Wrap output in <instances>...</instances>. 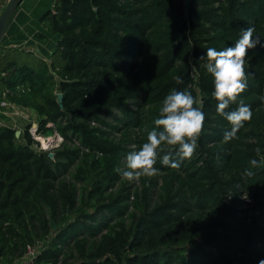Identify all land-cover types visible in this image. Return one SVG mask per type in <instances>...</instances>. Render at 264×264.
<instances>
[{"label": "trees", "instance_id": "trees-1", "mask_svg": "<svg viewBox=\"0 0 264 264\" xmlns=\"http://www.w3.org/2000/svg\"><path fill=\"white\" fill-rule=\"evenodd\" d=\"M185 1L57 0L40 19L59 38L50 62L0 48V104L6 92L37 116L39 134L63 140L39 151L29 129L17 138L0 126V264L37 246L32 264L264 260V166L249 163L264 160V48L249 50L240 99L253 115L229 143L199 59L248 27L264 43V0H193L188 16ZM173 89L190 91L205 114L198 147L178 170L158 160L159 175L136 187L114 169L146 142Z\"/></svg>", "mask_w": 264, "mask_h": 264}, {"label": "clouds", "instance_id": "clouds-1", "mask_svg": "<svg viewBox=\"0 0 264 264\" xmlns=\"http://www.w3.org/2000/svg\"><path fill=\"white\" fill-rule=\"evenodd\" d=\"M254 32V27L243 29L234 45L223 50L209 47L206 54L199 57L206 58L204 67L214 78L212 96L217 101L216 112L231 126L224 133V143L238 139L237 133L252 119L251 106L246 105L240 96L248 87L245 65L249 50L257 45L264 48L261 38L254 36ZM175 79L177 84L183 83L181 77ZM261 99L264 100V97ZM197 104L190 91L171 90L162 101L154 127L147 130L146 142L138 151L127 155L125 168L117 167L114 171L133 182L159 175L160 169L156 167L158 160L162 165L178 170L182 160L194 156L204 130L205 114L201 107L195 106ZM233 104L238 106L228 111ZM256 152L259 154V147ZM161 153L164 154L161 156ZM249 163L251 168L264 166V160L251 159ZM245 174L254 175L250 169ZM259 264H264V260Z\"/></svg>", "mask_w": 264, "mask_h": 264}, {"label": "crops", "instance_id": "crops-1", "mask_svg": "<svg viewBox=\"0 0 264 264\" xmlns=\"http://www.w3.org/2000/svg\"><path fill=\"white\" fill-rule=\"evenodd\" d=\"M9 0H0V14ZM57 0H25L13 21L11 29L2 45L6 48H21L34 53L37 57L50 62L59 38L48 33L42 24L41 17L54 7ZM43 35L44 39L38 38ZM36 115L31 112V116ZM0 126H10L11 121L0 113Z\"/></svg>", "mask_w": 264, "mask_h": 264}, {"label": "rangeland", "instance_id": "rangeland-1", "mask_svg": "<svg viewBox=\"0 0 264 264\" xmlns=\"http://www.w3.org/2000/svg\"><path fill=\"white\" fill-rule=\"evenodd\" d=\"M23 4H25V2ZM55 92H56V94H59V90L57 87L55 88ZM31 117H32L31 119H27V120L24 118L19 119L16 131H20L21 134H23L25 132V130L29 129V131L34 136L33 138L39 142V144L35 145L34 148L36 150H39V151H45V152L53 153L59 147V145H61L63 143L62 138L58 135V133L55 130L49 131L48 133H46L44 135L39 134L38 133L39 127L33 128V125H35V124L39 125V120H38L37 116L33 117V114ZM50 126H52V125H50ZM129 183H132L136 187L139 186V181H133V182H129ZM40 248H41V246H39V247L37 246L36 250H40ZM21 262H23V260H19L17 263H21Z\"/></svg>", "mask_w": 264, "mask_h": 264}, {"label": "water", "instance_id": "water-1", "mask_svg": "<svg viewBox=\"0 0 264 264\" xmlns=\"http://www.w3.org/2000/svg\"><path fill=\"white\" fill-rule=\"evenodd\" d=\"M24 0H9L4 8V10L0 14V48L4 47L2 45V42L4 38L7 36L9 30L11 29V26L13 24V21L15 20L21 4ZM193 0H186L184 5V10L186 16H188L189 8ZM58 103L60 104V107L63 108V94L59 93L57 94ZM21 135L20 131H16V137L19 138ZM50 157L53 156V154H49Z\"/></svg>", "mask_w": 264, "mask_h": 264}, {"label": "built area", "instance_id": "built-area-1", "mask_svg": "<svg viewBox=\"0 0 264 264\" xmlns=\"http://www.w3.org/2000/svg\"><path fill=\"white\" fill-rule=\"evenodd\" d=\"M23 90L25 87H23ZM6 92L4 93V100L0 104V113L3 115L4 118L9 119L11 121V125L13 126V129L16 130L17 125H18V120L19 119H31V111L30 110H24L20 108L18 105L10 102L7 100L6 97ZM38 125L35 124L33 125V128H37ZM32 134V133H31ZM37 254L36 248H32L28 251V254L25 259H23V262L21 263H16V264H32L33 259L35 255Z\"/></svg>", "mask_w": 264, "mask_h": 264}]
</instances>
